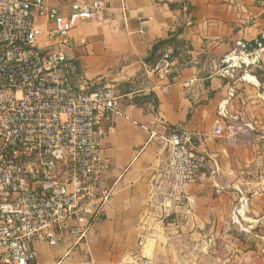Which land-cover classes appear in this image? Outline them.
<instances>
[{
  "label": "crops",
  "instance_id": "obj_1",
  "mask_svg": "<svg viewBox=\"0 0 264 264\" xmlns=\"http://www.w3.org/2000/svg\"><path fill=\"white\" fill-rule=\"evenodd\" d=\"M75 1L113 6L104 21L71 32L68 53L81 82L112 86L119 100L104 122L114 133L102 142L113 194L88 241L35 244L34 264H264V0L47 5L67 12ZM180 28L189 50L158 71L146 68L152 46ZM253 52L255 65L222 75L232 53ZM175 127L203 158L183 186L165 169L162 138Z\"/></svg>",
  "mask_w": 264,
  "mask_h": 264
},
{
  "label": "built area",
  "instance_id": "obj_2",
  "mask_svg": "<svg viewBox=\"0 0 264 264\" xmlns=\"http://www.w3.org/2000/svg\"><path fill=\"white\" fill-rule=\"evenodd\" d=\"M47 1L0 0V264H34L35 244L85 243L113 194L102 142L114 133L104 122L119 113V100L112 86L81 82L68 55L71 32L104 21L113 6L75 1L63 12ZM120 13L126 18L123 5ZM259 58L232 53L221 73L231 76ZM162 141L168 176L192 182L203 158L189 134L171 128Z\"/></svg>",
  "mask_w": 264,
  "mask_h": 264
},
{
  "label": "trees",
  "instance_id": "obj_3",
  "mask_svg": "<svg viewBox=\"0 0 264 264\" xmlns=\"http://www.w3.org/2000/svg\"><path fill=\"white\" fill-rule=\"evenodd\" d=\"M181 32L182 29L180 28L166 38L158 40L152 46L148 57L144 60L145 67L150 71H154L163 62L164 55L169 49L172 51L171 56L167 59V62L169 63L174 59H177L182 52L189 50L187 43L179 39ZM146 100H153V106L154 108H157L158 102L153 96H149ZM144 102L145 100H143V103ZM135 104L140 105L138 102H135Z\"/></svg>",
  "mask_w": 264,
  "mask_h": 264
},
{
  "label": "rangeland",
  "instance_id": "obj_4",
  "mask_svg": "<svg viewBox=\"0 0 264 264\" xmlns=\"http://www.w3.org/2000/svg\"><path fill=\"white\" fill-rule=\"evenodd\" d=\"M262 242L264 243V240H262Z\"/></svg>",
  "mask_w": 264,
  "mask_h": 264
}]
</instances>
